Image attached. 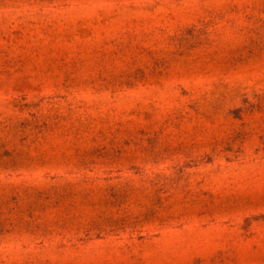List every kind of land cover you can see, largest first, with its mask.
I'll return each mask as SVG.
<instances>
[{
	"label": "rangeland",
	"instance_id": "1",
	"mask_svg": "<svg viewBox=\"0 0 264 264\" xmlns=\"http://www.w3.org/2000/svg\"><path fill=\"white\" fill-rule=\"evenodd\" d=\"M0 264H264V0H0Z\"/></svg>",
	"mask_w": 264,
	"mask_h": 264
}]
</instances>
